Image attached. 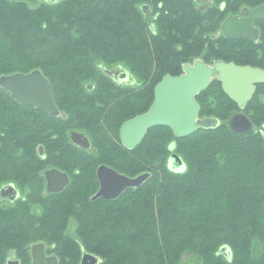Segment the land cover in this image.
<instances>
[{
    "label": "trees",
    "instance_id": "16d2710c",
    "mask_svg": "<svg viewBox=\"0 0 264 264\" xmlns=\"http://www.w3.org/2000/svg\"><path fill=\"white\" fill-rule=\"evenodd\" d=\"M214 2L202 9L195 0H44L36 6L0 0V74L40 68L65 113L48 116L0 85V185L30 184L26 198L0 203V264L12 252L29 261L37 241L71 257V264L83 250L105 264H178L187 251L198 254L200 264H264V81L244 107L253 122L248 132L230 128L231 112L240 107L215 77L196 98L200 115L219 118L216 127L177 137L168 125H155L131 149L118 133L125 117L148 108L155 84L166 73H181L185 62L200 57L264 67V55L251 46L236 49L235 38L211 36L226 12L264 0ZM113 64L127 68L137 86H114L104 70ZM72 128L90 130L99 148L96 163L149 177L111 200L44 197L37 145L53 141L64 152L55 163L72 164L78 158V150L66 153L74 146ZM173 151L184 169L168 166ZM34 201L40 209L32 208ZM70 214L76 235L67 230Z\"/></svg>",
    "mask_w": 264,
    "mask_h": 264
},
{
    "label": "water",
    "instance_id": "95a60500",
    "mask_svg": "<svg viewBox=\"0 0 264 264\" xmlns=\"http://www.w3.org/2000/svg\"><path fill=\"white\" fill-rule=\"evenodd\" d=\"M262 17H264V4L253 8L247 16L241 13L228 15L221 24V30L227 36L252 35L253 20ZM214 77L219 78L225 92L244 107L255 91L256 83L264 81V69L222 59L208 63L198 57L193 62H185L181 73H166L155 84L154 99L147 110L125 120L120 125L119 132L123 145L127 148L136 147L148 129L155 125H168L177 137L191 134L199 127H216L220 122L219 118L213 115L201 116V105L196 98V95L206 89ZM0 85L9 90L22 104L36 106L51 116H57L60 113V108L53 97L51 82L40 68L27 72L0 74ZM229 126L234 132L244 133L253 128V122L246 113L237 111L230 117ZM70 137L80 146L90 145L87 135L79 130H72ZM174 147L175 143L172 142L170 148L174 149ZM39 151L43 154L42 146ZM168 166L172 170H182L186 163L179 153L173 151L168 157ZM149 175V172H144L130 176L107 164H101L98 168L100 187L93 199L101 195L115 198L126 187L140 185ZM47 176L50 190L60 189L67 178V175L58 169L48 171ZM55 176L57 181H53ZM55 183H58L59 187L53 186ZM8 191H11V186L4 190L5 193ZM44 247L43 241L32 244L31 253L34 264H43V260L55 258V256L46 257ZM224 249L227 248L223 247ZM98 262L97 254L83 252L81 264H97ZM7 264H18L14 254L8 257Z\"/></svg>",
    "mask_w": 264,
    "mask_h": 264
},
{
    "label": "flooded vegetation",
    "instance_id": "af4514ba",
    "mask_svg": "<svg viewBox=\"0 0 264 264\" xmlns=\"http://www.w3.org/2000/svg\"><path fill=\"white\" fill-rule=\"evenodd\" d=\"M195 1H196L197 5L200 8H202V9H207L209 4H210V6L215 4L214 0L208 1L207 5H202L200 2H198V0H195ZM262 4H264V2H261V3L257 4V5H254V6L248 5V4H243L242 7H240L239 9L229 12L226 16H224L221 19L218 29L216 31L212 32L211 36L213 38H219V37H221V35L227 36L221 30V24H222L223 20L228 15L241 13L243 16H247V15H249V12L253 8H255V7L259 6V5H262ZM219 6H220V8L222 10H225V3L224 2H220ZM252 24H253V27H254L252 35H232V36H228V37H232V38H235L236 40H238L237 44H236V47H235L236 49H242L243 50L246 46H251V48L256 50L255 55H256V53L258 51L259 52L258 56L260 57V56L264 55V17L255 18L253 20ZM253 34L254 35L257 34V35L254 36ZM254 57H257V56H254ZM215 60H218V59H215ZM222 60L234 61L235 63H238V64H250V65L257 66V67H260V68L264 69V67L262 65H260V64H257V62H254V63H239V62H237L235 60H226V59H222ZM193 61H191V62H193ZM205 62H207V61H205ZM213 62H208V63H213ZM117 68H119V69H117ZM117 68H115L117 70L108 69V68L104 69L109 74V76H111V79L115 80V85L114 86H117V87H120V88H125V89L128 88V87H136L137 86L135 77L130 73V71L127 68H125L122 65L118 66ZM261 82H263V81H261ZM259 83L260 82L256 83L255 91H256L257 85ZM91 87H92V85H91ZM90 89H92V88H90ZM255 91L253 92V94L255 93ZM226 94H227V92H226ZM253 94L251 95V97L253 96ZM153 99H154V97H153ZM232 100L235 101L234 99H232ZM247 102H246V104H247ZM56 103H57V101H56ZM235 103L237 104V106L240 107V109H235L231 113L230 117L233 115V113H235L237 111H242V112H244V113H246L248 115V113L244 110V107L246 106V104H245L244 107H241L237 101H235ZM57 105H58V103H57ZM30 106H33V105H30ZM33 107L38 109L36 106H33ZM59 108H60V106H59ZM38 110L43 112V113H45L41 109H38ZM45 114L48 115L47 113H45ZM60 114L61 115L65 114L64 112L61 111V108H60L59 115ZM137 114H139V113H137ZM59 115H57V116H59ZM135 115L125 117L124 120L121 122V124L125 120H127V119H129V118H131V117H133ZM48 116H51V115H48ZM51 117H55V116H51ZM48 128L52 129V127H50V126ZM119 129H120V126H119ZM119 129H118V133H119V138H120ZM72 130H79V131L83 132L85 135H87V137L89 138V141H90V145L86 146V147H83V146H80L79 144L74 143L71 140V137H70V133H71ZM89 131H90L89 129H85V128L84 129L72 128V129H70L68 131V140L71 141V143L74 146L66 147V153L67 154L70 153L71 152V148H73L75 150H78L77 152L72 151L78 156V158L72 164H71V161L70 162H66V163H70L68 165L55 163V160H59V158L62 159V156L64 155L63 154L64 152H63V150H62L63 148L61 146L60 147L54 146L53 141H51V143L53 144L52 148L54 150L56 148L55 151H56V153H58V155L53 154V155H51V157L48 156V154L50 155L51 153H53V150H51L50 147H48V149H49V151H48L47 146H45L43 143H40L39 145H37L38 155L43 159V161L40 162V163H37L36 173H37L38 179L40 180L39 186H41V193L43 194L44 197H47V198H50V197L53 198L54 197L53 199L59 198V199H62V201L78 202L79 203V202H81L82 199L77 198L76 195L78 193L84 192V194H86L90 187L92 188L93 186L98 185L97 189L92 194H90L89 199H91V200H97V199H108V200H111V199H115V198H107V197H105L103 195L98 196L97 198L93 199V196L95 195V193L97 192V190L100 187V180H99V177H98V168H99V166L101 164H107V163H105V162H99L98 164L96 163V161L99 159V156L97 155L99 153V148L94 146V143H93L94 141H93L91 133ZM108 131H109L110 135L113 138H115L112 135L111 131L110 130H108ZM120 141H121V138H120ZM121 143H122V141H121ZM40 146L43 147V151H44L43 154H41L40 151H39ZM65 159H68V158L65 157ZM78 159H79V161H77ZM47 163H48V165H46ZM107 165H109V164H107ZM109 166L113 167L112 165H109ZM113 168H115V167H113ZM52 169H58V170L64 172L67 175L66 176L67 177L66 181L63 183V185H62V187H60V189H56V190H50L49 189L47 172L52 170ZM79 180L81 182H79ZM82 180H84V181H82ZM53 181H57L56 176L53 178ZM17 185L20 186L15 181H6V182H3L0 185V197L2 199H5V200L9 201V203L11 204L9 206H13L16 202H19L21 199L26 198L25 193L21 192L20 187H18ZM29 185L30 184L27 183L26 186L28 187ZM9 186H11V191H8L7 193H5L4 190L9 188ZM53 186L59 187V184L55 183V184H53ZM126 188H128V187H126ZM125 189L121 193H123L125 191ZM86 200H88V199H84V201H86ZM5 203H4V205H6ZM34 243H32V244H34ZM32 244H31V246H32ZM44 244H45V247H44L45 256L46 257L55 256V258H53V259L51 258L49 260L45 259V260H43V262H44L43 264H71V259L68 258V257L62 258L61 255L56 252V250L54 249L55 247L53 245L51 246V245H49L46 242H44ZM31 246H30V253H31ZM83 252H85V250H83ZM83 252H82L80 258L77 261L78 264H81ZM15 259H18V264H34L32 253H31L30 260L27 261V262L23 261V260H21L19 258H15ZM97 264H105V263L99 257V262Z\"/></svg>",
    "mask_w": 264,
    "mask_h": 264
},
{
    "label": "rangeland",
    "instance_id": "374dc122",
    "mask_svg": "<svg viewBox=\"0 0 264 264\" xmlns=\"http://www.w3.org/2000/svg\"><path fill=\"white\" fill-rule=\"evenodd\" d=\"M30 5H32V6H36V5H38L40 2H42V1H44V0H26ZM208 1H210V0H198V2H200L202 5H207V2ZM243 5V4H242ZM242 5L240 6V7H242ZM232 11H233V9H232ZM228 12H230V11H228ZM228 12H226V14H228ZM206 49H204V51H205ZM202 55H206L207 53H204V52H202L201 53ZM213 60V58H211V62H213L212 61ZM193 61V60H192ZM118 66H120V65H118V64H113V65H104V67L107 69H115V68H117ZM120 68V67H119ZM119 68H117V69H119ZM117 69H115V70H117ZM240 109V108H239ZM233 112V111H232ZM231 112V113H232ZM202 116V115H201ZM113 136H116V135H113ZM53 147V144H51L50 145V148H51V150H53V153H51L50 155L48 154V156H50L51 157V155H53V154H56V155H58V153H56V148H55V150L52 148ZM47 149H48V147H47ZM48 151H49V149H48ZM60 159V158H59ZM98 164V163H97ZM46 165H48V163L46 164ZM64 165H68V164H64ZM82 181H84V180H82ZM6 182V181H5ZM15 182L16 183H18L20 186H18V187H20V190H21V192H24L25 194H27L28 193V190L30 189V187L28 186H26L27 184H25L24 182H21L20 183V181L18 180V179H16L15 180ZM79 182H81L80 180H79ZM3 183V182H2ZM97 187H98V185H96V186H93L92 188L90 187L89 189H88V191H87V193L86 194H84V192H81V193H78L76 196H77V198H79V199H82L81 200V202L84 200V199H89V196H90V194H92L96 189H97ZM50 198H52V197H50ZM54 198V197H53ZM70 198V197H69ZM6 202V203H5ZM0 203L2 204V205H4V203L7 205V206H9V205H11L10 203H9V201H7V200H5V199H2L1 197H0ZM6 205H4V206H6ZM32 206V208L33 209H40V207H41V203L40 202H38V201H34L33 202V204L31 205ZM76 226H77V222H76V220H75V217H74V215L73 214H70L69 215V222H68V224H67V230H68V232L69 233H71V234H73V235H76ZM12 254H13V252H12ZM11 254H9L8 255V257L10 256ZM14 258H16V256H15V254H14ZM68 258H70V259H72L71 257H68ZM200 262H201V259H200V257H199V255L198 254H196V253H194V252H190V251H187V252H185L183 255H182V257H181V259L179 260V263L178 264H200ZM76 264H78V262L76 263Z\"/></svg>",
    "mask_w": 264,
    "mask_h": 264
}]
</instances>
